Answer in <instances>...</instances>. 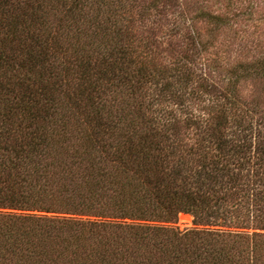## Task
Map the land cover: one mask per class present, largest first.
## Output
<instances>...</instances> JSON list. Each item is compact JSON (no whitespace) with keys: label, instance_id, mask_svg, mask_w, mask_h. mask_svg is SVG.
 Masks as SVG:
<instances>
[{"label":"trees","instance_id":"trees-1","mask_svg":"<svg viewBox=\"0 0 264 264\" xmlns=\"http://www.w3.org/2000/svg\"><path fill=\"white\" fill-rule=\"evenodd\" d=\"M206 1L0 0V264H264V56Z\"/></svg>","mask_w":264,"mask_h":264},{"label":"rangeland","instance_id":"rangeland-1","mask_svg":"<svg viewBox=\"0 0 264 264\" xmlns=\"http://www.w3.org/2000/svg\"><path fill=\"white\" fill-rule=\"evenodd\" d=\"M205 0H185V7L195 10L204 5ZM211 10L217 8L225 10L233 17L227 27L218 37L217 46L211 51L212 58H219L230 66L241 60H251L264 56V0H211L205 2ZM205 24L199 23L202 33L207 32ZM256 88L263 90V86H256L248 81L242 85V93L250 99ZM181 230L195 228L193 217L186 214L179 216L176 224Z\"/></svg>","mask_w":264,"mask_h":264}]
</instances>
